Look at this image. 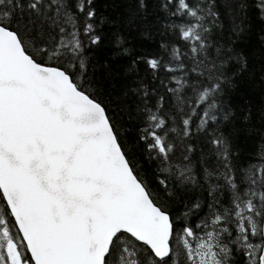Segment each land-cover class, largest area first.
<instances>
[{"label": "snow or ice", "instance_id": "6c2138e0", "mask_svg": "<svg viewBox=\"0 0 264 264\" xmlns=\"http://www.w3.org/2000/svg\"><path fill=\"white\" fill-rule=\"evenodd\" d=\"M95 2L0 0V264H264V106L231 95L264 0H159L175 20L155 56L124 36L149 23L147 0L107 21L133 149L97 96L99 68L121 73L92 62ZM145 74L164 88L152 103Z\"/></svg>", "mask_w": 264, "mask_h": 264}, {"label": "trees", "instance_id": "16d2710c", "mask_svg": "<svg viewBox=\"0 0 264 264\" xmlns=\"http://www.w3.org/2000/svg\"><path fill=\"white\" fill-rule=\"evenodd\" d=\"M147 3L149 23L139 31L124 32V36L128 40V46L133 50L134 55L136 53L142 56L163 54L164 49L161 45L170 43L173 38V30L170 25L175 18L170 17L158 6L159 0H147ZM95 7L97 21L104 22L97 25V32L102 38V44L93 47L90 53V56L93 57L92 62L103 64L107 61L115 65L113 71L121 73L119 77L109 79L107 70L99 68L95 75L102 84V88L97 96L113 118L122 143L128 149H133L138 136L141 134L139 131L141 121L135 111L137 100L131 96L125 98L121 95L129 84V80L122 74L126 60L117 61L113 59L111 41L114 39L115 29L107 21L118 19L120 14L131 10L134 7V0H96ZM247 24L249 29L247 36L242 42H237L236 47L238 50H243L248 57V72L238 79L239 87L231 95L232 103L238 111L245 105H251L252 111L255 113L264 106V83L261 82V77L264 76V47L261 46L260 42L261 37L264 36V23H261L252 14ZM145 29V35L141 36L139 33ZM164 78L165 74L161 73L160 80ZM145 81L150 89H155V94L152 100L149 101V103H152L156 95L164 93V88L158 80L152 81L147 74H145ZM253 123L258 128L261 127L259 119L254 120ZM254 144L255 138L245 140L242 135L239 141L241 154L254 151ZM133 155H137V153L133 152ZM145 168H147L146 165Z\"/></svg>", "mask_w": 264, "mask_h": 264}]
</instances>
